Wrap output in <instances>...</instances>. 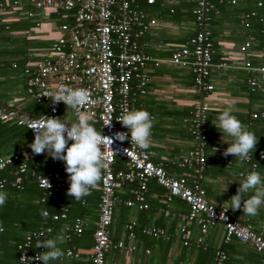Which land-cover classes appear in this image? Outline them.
Returning <instances> with one entry per match:
<instances>
[{
    "label": "crops",
    "instance_id": "obj_1",
    "mask_svg": "<svg viewBox=\"0 0 264 264\" xmlns=\"http://www.w3.org/2000/svg\"><path fill=\"white\" fill-rule=\"evenodd\" d=\"M14 1H16L15 4ZM180 2L185 1L156 0L157 8L160 9ZM254 2L256 4L261 2L264 6L262 0ZM0 3L5 8L4 10L0 8L2 21L0 26V106L31 115H45L49 112L48 103L37 102L29 92L28 75L25 69L29 67L32 69L37 61L50 59L51 45L61 33L59 26L62 23H70L71 16L63 10L37 9L33 0H0ZM147 7L150 8V6ZM187 7L188 3L180 9V15H176L173 19L166 14L159 15V11H155L157 9L145 11L148 16L156 18L158 23L140 40L141 48L151 55L152 60L148 61L143 69L147 75L146 92L144 94L137 92L136 80L132 81L135 94L131 105L133 108L147 110L153 118L152 144L149 147L153 160L162 163L164 168L174 176L188 174L189 178H192V170L187 167H178L176 162L194 147V140L187 130V123L199 95L194 88L190 68L169 61L172 48L185 42L193 34L194 21L184 16ZM211 22L215 31L213 54L218 61H213L214 65L209 76V83L213 85V89L203 97V101L206 100L210 107L207 118L212 132L209 134L210 148L207 151L209 162L206 172L202 175V183L208 200L224 204L229 208V199L236 194L239 182L246 177L244 174L247 172L244 161L233 158L232 162L225 163L221 160L224 149L228 147L225 141H230L232 138L222 134L216 127L219 124L217 117L221 110L231 105L233 114L240 120L242 113L248 109L262 108L264 104L262 99L250 98L239 82L240 76L245 73L242 70L243 55L239 51V46L245 41V39L240 40L242 38L240 26L224 21L219 10L214 12ZM255 51L251 47L252 55H261L260 51ZM223 63L225 66L221 65ZM57 117L70 123L76 122L74 110L67 109L66 105L59 106ZM12 124V121L0 120V156L17 152L21 154L22 159L32 162L38 168H51L50 162H54V165L60 167L59 173L63 176L68 175L63 161L54 160L47 152L40 155L33 154L29 145L34 140V134L30 132L26 136L11 128ZM121 167L123 168V165ZM36 169L32 168L30 171L37 172L38 169ZM258 172L264 178V166ZM135 187L136 182H125L115 192L116 200L109 228L110 236L114 244L124 241L125 247H111L106 254L105 264H163L162 255L165 246L158 243L156 239L167 240L153 237L154 243L147 244L137 238V232H141V227L147 225L164 228L172 236L165 264H199L195 251L191 254L189 250L185 251V254L182 253L184 245L179 237L181 226L186 224L190 233V243L187 246L194 245L195 238L199 235L196 224L187 223L184 219L187 204L178 197L165 202L164 188L151 179L148 181L145 196L148 208L138 210L129 207L125 212L121 207L125 205L124 201L133 199L132 190ZM96 188L100 191L99 183ZM251 194L253 193L250 191L244 194L243 198L247 199ZM234 213L264 236V205H261L256 216L246 215L242 210H236ZM96 215L95 208L93 212L81 217L84 223L83 230L85 227L90 229L94 226ZM131 220L136 222L135 238L128 240L125 226ZM71 223V219L68 222H62L60 227L43 239L55 237L62 228L65 229V242L58 245L65 255L50 261L49 264H89L92 255V237L87 233L83 236L80 233L67 237L66 226ZM203 242L205 248L208 246L213 251L209 253V256L205 253V264H214L215 251L222 247L227 254L224 264H258L260 261L259 253L250 244L236 239L224 242L223 226L220 223L208 229L203 235ZM67 250H72L77 255H68ZM44 251L47 249L38 248L39 254ZM41 264H43L42 261Z\"/></svg>",
    "mask_w": 264,
    "mask_h": 264
},
{
    "label": "built area",
    "instance_id": "obj_2",
    "mask_svg": "<svg viewBox=\"0 0 264 264\" xmlns=\"http://www.w3.org/2000/svg\"><path fill=\"white\" fill-rule=\"evenodd\" d=\"M137 0H33L37 9L52 8L68 12L72 17V24L62 23L59 26L61 33L54 39L50 59L34 63L33 68H26L28 75L27 88L37 102L46 101L49 112L45 115L56 116L63 102H52L55 90L60 85L73 88L82 87L90 93V103L84 107L93 121L97 130L103 135L113 138L111 148L106 146V166L99 182L100 198L98 202V219L93 230L92 255L90 264H105L106 253L113 246L125 247L124 241L115 244L110 236V225L116 200L115 192L125 182H136L133 188V199L124 201L128 207L138 210L148 208L145 200L148 181L153 179L164 188V201L170 202L174 197L183 200L188 210L184 214L185 221L194 222L199 235L195 243L203 245V235L208 229L220 223L223 226V241L236 239L242 243L250 244L260 255L258 264H264V236L256 231L244 219L235 215L233 210L224 204H217L208 200L204 189L199 184L202 172L209 162L206 152V118L210 107L203 101L204 94L213 89L209 83V76L213 63V43L209 29L207 13L213 8V0H196L193 10L196 19V33L186 42L177 44L172 48L169 61L179 66L190 68L194 77V88L199 95L195 101L189 121V131L194 140V147L187 151L176 162L178 167L190 168L192 178L188 174L174 176L170 174L158 161L152 158V151L139 149L129 140L123 142L115 138L116 132H128L117 120L125 108L132 109L131 101L135 94L132 81L136 80V91L140 94L146 92L147 75L143 72L146 63L152 60L151 55L143 51L140 40L157 25V19L136 7ZM156 0H146L147 4H154ZM14 4L16 1L13 2ZM232 4L236 0H231ZM258 6L261 2L257 3ZM1 10H4L0 3ZM248 16V15H246ZM264 23V18L261 20ZM2 21L0 19V26ZM251 41L245 40L239 51L243 55L242 68L248 73L247 83L251 89L259 87L261 77H264V66H253L249 60ZM225 66V64H221ZM47 94V97L45 96ZM55 108V111H53ZM264 117V111L253 113ZM41 115H31L16 109L0 106V120L13 121L25 126ZM111 122L109 126L106 123ZM34 134L33 130L29 129ZM130 138V132L128 133ZM126 149V150H125ZM103 150V148H102ZM126 151V152H125ZM233 156H221V160L229 163ZM250 157V154H249ZM21 154L15 152L11 155L0 156V170L16 162L17 169L11 186L19 187L27 164L21 159ZM246 160L245 162H248ZM122 162L123 168H114L115 163ZM252 170L256 168L251 163ZM35 174V172H32ZM247 175V174H246ZM245 175V176H246ZM46 178L51 188L46 186ZM38 186L46 190L47 196L56 198V194L65 192L69 187L68 175L63 176L58 171L48 170L43 175L36 174ZM7 183L5 178H0V184ZM228 209V210H227ZM242 210V209H241ZM240 210V211H241ZM67 208L59 204V210L50 215L54 220L64 219ZM136 222L129 221L125 228L126 238H135L134 227ZM84 223L81 218L75 217L72 223L66 226L67 234L78 235L83 230ZM183 224L179 237L182 245L190 243V233ZM50 227L42 228L27 234L24 241L18 244L19 264H40L32 260L36 254H29V246L33 239L39 238ZM141 232L154 238L168 240L171 237L164 228L147 225L141 227ZM147 252V250H146ZM68 255L76 256L72 250H67ZM26 256V257H24ZM226 254L222 249H217L214 264H223Z\"/></svg>",
    "mask_w": 264,
    "mask_h": 264
},
{
    "label": "trees",
    "instance_id": "obj_3",
    "mask_svg": "<svg viewBox=\"0 0 264 264\" xmlns=\"http://www.w3.org/2000/svg\"><path fill=\"white\" fill-rule=\"evenodd\" d=\"M183 1L185 2H180L173 6L169 5L164 7L163 9H160L157 8L156 1L154 4H147L146 0L143 1L137 0L136 7L143 11H148L150 9L154 11L155 9H157L155 11H159L158 12L159 15L164 16L166 14L169 15V18L173 19V17H175L176 15H180V9H182L188 3V7L186 8L187 11L185 12L184 16L186 17V19L190 21H194V30H193V34L191 35L193 36L197 31L196 19L193 13V10L196 8V0H187V3L186 0ZM254 1L257 0H236V3L232 4L231 0H213L212 1L213 8L207 13V16L209 19V29L211 31L212 43H213V35L215 31L213 28V22L211 21H213L214 12L216 10H219L221 12V15L223 16L224 21L229 22L236 26L237 25L240 26V30L242 32V38L240 40L244 41V39L245 40L250 39L252 43L251 47L256 51L261 52L260 53L261 55L258 54L257 56L256 54L249 55V60L251 64L253 66H264V23L261 21L264 18V6L263 3H261L260 5L261 7L257 6V4ZM262 1L264 2V0ZM147 6H150V8ZM69 22L70 24H72V17H71V21ZM213 61H218V58H216L214 54H213ZM242 70L245 73H243L242 76H240L241 77L239 80L240 85L247 92L250 98L256 97L258 99H262V102L264 104V77L263 76L261 77V82H260L261 85L259 87L251 89L247 83L249 73L244 68H242ZM192 111L193 109L191 110V114L190 117L188 118V123H187V130L189 133L190 131L188 127H189V121L192 115ZM262 111H264V105L262 108L259 107L257 109H248L247 111H245L240 115V121L247 127L248 130L254 132L256 137L258 138L257 146L253 151V153H250L249 161L248 162L244 161V164L246 165L247 173L252 170L251 168L252 162L256 164V168H255L256 171H259L260 168L264 166V117L260 115H258V117L252 116L253 113L259 114ZM4 122H9V121H4ZM210 125H211L210 121L208 120V118H206V133H207V142L205 147L206 152L210 148L209 134L212 132V128L210 127ZM11 128L18 130L19 132H21L26 136L30 133V130L27 129L25 126L22 127V125H18L15 122H13ZM190 136L192 137L191 133ZM207 157L209 159L208 155ZM233 158L235 157L233 156L230 162L233 161ZM25 162L27 164V167L25 173L23 174V179L19 187L10 185V182L14 178V171L17 169L16 162H13L9 164L6 168L0 170V178H5L7 181V183L3 186V188L0 189L7 193V199L5 204L3 206H0V224H2L4 229L2 232H0V264H19L18 244L24 241L27 234H30L33 231H39L40 229L42 228L44 229L48 226L51 228L50 231L45 230L43 235H41L39 238L33 239L28 248L29 254L31 255L39 254L38 248L36 247L37 243L43 240L44 238H46L47 236H49L50 234H52L57 227L61 226L62 222L65 221L68 222L70 219L72 222L75 217L81 218L82 216H86L88 213L93 212L96 208L97 218L94 221L95 222L94 226H92L90 229L85 227V229L82 230L81 232V236H83L86 233L91 235L93 242L92 234L96 225V221L98 219V202L101 191H99L98 188H94L91 190L90 195H87L83 197L80 201H77L73 197L68 196L66 190L65 192L57 193L56 198L53 199L51 196H47L46 190L38 186L36 180V174L43 175L48 170H51L53 172L59 171L60 167L54 165V162H50V165H52L51 168H41V167L38 168L28 160H26ZM121 165L122 162L115 163L114 168L115 169L120 168ZM36 167L38 171L35 172V174H32L30 170H32V168L36 169ZM206 167L207 165L205 166L202 175L203 173L206 172L207 170ZM247 173H245L244 175H246ZM202 175L201 178L199 179V184L203 188ZM59 204H62L67 208V216L64 219L54 220L50 217V215L59 210ZM128 208L129 207L125 205H122L121 207V209L124 210L125 212ZM42 209L47 210V212L49 213L47 218H44L41 215ZM73 236L75 235L73 234ZM137 238H139L140 241L146 242L147 244L154 243L152 236L141 234V232H137ZM156 240H158V243L165 246L162 255L163 264H165L167 251L172 241V236L167 241H163L161 239H156ZM183 248H184L182 252L183 254H185V251L187 250L190 251L189 252L190 254L195 251L197 255L196 257L199 260V264H205V253L208 254L209 256V253L211 254V252H213L210 247L207 246L205 248V243L203 245H198L194 243V245L192 244L190 247L183 246ZM221 249H223V247ZM197 258L195 260H197ZM226 259H227V254L225 260Z\"/></svg>",
    "mask_w": 264,
    "mask_h": 264
},
{
    "label": "clouds",
    "instance_id": "obj_4",
    "mask_svg": "<svg viewBox=\"0 0 264 264\" xmlns=\"http://www.w3.org/2000/svg\"><path fill=\"white\" fill-rule=\"evenodd\" d=\"M45 96L47 97V94ZM52 102L54 104L63 102L67 109L74 110L76 122L70 123L56 116H39L27 125L28 129L34 132V140L29 147L35 155L47 152L54 160L64 162L69 181L67 194L80 201L83 197L90 195L91 190L101 181L102 172L106 166V146L112 149L114 140L110 136L103 135L101 130H97L92 116L83 110L90 103V93L87 89L60 85L55 90ZM217 119L219 124L216 127L222 134L232 138L230 141H225L228 147L224 149L222 155L225 157L233 155L240 161L248 160L249 154L253 153L258 143L255 133L248 130L233 114L231 105L221 110ZM117 120L128 130V132H116L114 135L117 140L123 142L130 139V143L141 150H147L151 146L153 118L147 110L125 108ZM110 124L111 122H108L105 126ZM46 186L48 189L51 188L47 178ZM2 188L3 185L0 184V189ZM250 191L253 194L244 199V194ZM6 199L7 193L0 190V206L5 204ZM229 200L228 209L233 211L242 209L244 214L256 216L261 205H264V178L255 169L249 171L239 182L236 194ZM41 215L47 218L49 213L42 209ZM3 230L0 224V232ZM64 231L65 229L62 228L55 237L39 241L36 247L47 249V251L36 254L32 260L49 264L50 261L62 258L65 253L58 245L65 242Z\"/></svg>",
    "mask_w": 264,
    "mask_h": 264
}]
</instances>
